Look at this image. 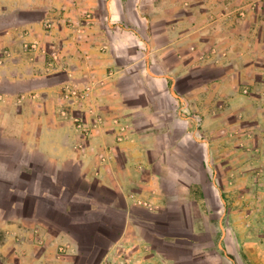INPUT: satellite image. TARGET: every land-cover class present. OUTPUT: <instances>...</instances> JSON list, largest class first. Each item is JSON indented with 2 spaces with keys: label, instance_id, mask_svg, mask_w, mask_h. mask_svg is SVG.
<instances>
[{
  "label": "crops",
  "instance_id": "1",
  "mask_svg": "<svg viewBox=\"0 0 264 264\" xmlns=\"http://www.w3.org/2000/svg\"><path fill=\"white\" fill-rule=\"evenodd\" d=\"M247 1L0 0V264H264L263 137L212 134L264 106Z\"/></svg>",
  "mask_w": 264,
  "mask_h": 264
},
{
  "label": "rangeland",
  "instance_id": "2",
  "mask_svg": "<svg viewBox=\"0 0 264 264\" xmlns=\"http://www.w3.org/2000/svg\"><path fill=\"white\" fill-rule=\"evenodd\" d=\"M4 2L6 0H3ZM231 7V11L229 14L226 15H216L214 16V19L216 22L221 26L222 24L225 25L227 21L230 23L228 24V28L223 27L219 28V32H222L223 34H228L221 36L220 38H225L228 37L232 42H234L235 47H231L230 51L238 50V43L237 41L242 38L240 36V32L237 29V24H238V19H247L251 20L253 17H257L259 22L261 21V25L263 26L262 28V35H264V0H261V4H258V1L254 2V0H248L246 3L241 4L238 6L236 3H231L229 5ZM0 9L2 10H8L6 8V5L3 7L2 5L0 6ZM6 13L0 16V27L1 26H8L12 25L16 22L21 21L24 16L21 14L15 13V11H5ZM227 26V25H226ZM9 34H12L13 31L9 30L7 31ZM219 40V39H218ZM264 43V42H263ZM229 51V50H228ZM227 52V51H226ZM263 52V64H261V70L264 71V49L262 50ZM210 55H218L222 53V51L217 47L214 46L210 48L209 52H207ZM223 54V53H222ZM205 70H207L210 74L220 76L222 73L221 66H214V67H206ZM260 87H258L257 83L254 84H248L242 88V94L247 95V96H255L256 98H260L259 100L264 99V79L261 80ZM27 85V84H26ZM9 87H11L9 85ZM264 103V102H263ZM260 111V116L258 118V121L254 120L252 116H254L256 112L251 111V123L247 122L245 125L243 123H239V118L237 117L238 112H235L234 114L232 112L228 113L227 115H222L221 112H213V115L216 114L217 117L223 116L221 119H218L217 121L213 124L215 126V129L213 130L212 134L214 135V138L217 140H221L225 136H229L233 139H231L230 143V150L231 151H238L237 146H240L244 149H250L248 148V143H239L238 140L239 138L237 136L245 135L246 137H250L253 134L259 135L263 137L262 139V144L260 146V151L264 154V106L260 105L259 107ZM250 116V115H249ZM243 122V121H242ZM253 122L258 123L256 128H253ZM246 127V129L244 128ZM257 130V131H256ZM238 139H237V138ZM261 169H260V174H259V182L264 184V157L261 159ZM249 160L247 159L246 163L248 164ZM234 165H237V160L233 161ZM249 168V167H247ZM233 178L236 179V176H233ZM232 179V178H231ZM261 200L264 202V192L260 193ZM89 249L86 248V251ZM97 259V252H90L88 253V256L86 258H83L81 260L85 262H81L80 264H90V262H94ZM90 261V262H89Z\"/></svg>",
  "mask_w": 264,
  "mask_h": 264
},
{
  "label": "built area",
  "instance_id": "3",
  "mask_svg": "<svg viewBox=\"0 0 264 264\" xmlns=\"http://www.w3.org/2000/svg\"><path fill=\"white\" fill-rule=\"evenodd\" d=\"M58 61V55L56 53L51 54V60L48 64V68H55ZM77 127L81 129L83 132H88L87 128L85 129L83 121L81 119L77 120ZM106 264H113L111 261L107 262Z\"/></svg>",
  "mask_w": 264,
  "mask_h": 264
},
{
  "label": "trees",
  "instance_id": "4",
  "mask_svg": "<svg viewBox=\"0 0 264 264\" xmlns=\"http://www.w3.org/2000/svg\"><path fill=\"white\" fill-rule=\"evenodd\" d=\"M87 256H88V254H86ZM85 258H86V256H85Z\"/></svg>",
  "mask_w": 264,
  "mask_h": 264
}]
</instances>
